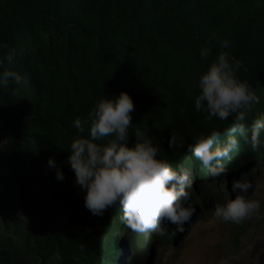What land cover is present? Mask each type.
I'll use <instances>...</instances> for the list:
<instances>
[{"label": "rangeland", "instance_id": "1", "mask_svg": "<svg viewBox=\"0 0 264 264\" xmlns=\"http://www.w3.org/2000/svg\"><path fill=\"white\" fill-rule=\"evenodd\" d=\"M246 1L248 4L254 3L258 9L264 2ZM63 9L71 20H82L86 17L98 24L111 25L120 21L115 0L66 2ZM79 11L84 12L82 18L79 17ZM218 12L223 14L228 25H233L240 9L236 0H227L218 6ZM0 15L8 16L17 22L16 54L23 64L28 65L32 77L29 80L26 75L17 72L21 77L20 85L11 83L12 89H17L16 96H11L10 91H7L5 97L0 89V242L5 252L17 264H48L54 253L60 256V260L54 264H93L88 255L81 257L80 253L75 251L74 244L68 241L58 244L54 240L49 221L39 213L37 207V196L48 203L44 188L41 183L33 184L28 179L20 158L21 155H29L42 170L55 175L56 169L47 166V160L51 157L64 177L62 181L59 180L65 185L67 195L64 211L70 215L84 213L92 216L84 209L83 192L74 184L68 165L55 151L61 148L70 154V143L76 134L56 120H52L46 128L28 126L23 127L22 131H16L3 115L6 113V106H33L31 99L25 97V93L29 94L35 88V82H38L42 88L41 96L58 102H73L76 107L83 109L93 107L101 98L94 91L96 81L93 76L97 73L118 87L112 97L120 91H126L132 98L133 127L145 130L153 142L161 146L170 138L180 143H184L183 139L177 132L156 121L153 117V107L149 104L144 89L129 84L109 65L96 58L98 38L71 29L59 20L50 18L39 8L15 0H0ZM118 44L124 52L137 50L135 44L127 40L119 39ZM199 48L197 44L183 41L177 49L180 54H186L184 59L187 62L201 66L202 71L195 72L192 79H187L181 72L170 70L182 80H188L197 93L199 76L214 59L209 56L208 60H201ZM162 50H159L158 55L162 60H166L169 57L168 50ZM143 52L145 57L152 61L147 52ZM253 64L258 65V61H253ZM158 69L162 71L161 68ZM191 90L193 89L190 88L189 91ZM253 110L254 107L248 106L245 111L251 121L264 116L259 110ZM238 158L239 155H236L233 160ZM188 171L187 190L192 192L190 202L196 211L183 232L171 235L174 228L169 226L167 235L157 236L154 232H133L124 224L120 230L115 229L113 225L105 226L106 231L116 234L123 244L124 264H264V158L248 168L234 161L227 174L216 179L208 176L207 169L201 175L191 167ZM236 179L252 184V188L245 195L248 199L260 201V212L241 224L220 223L212 218L213 206L234 198L231 185ZM114 208L120 216L119 208ZM94 219L100 225H105L103 217Z\"/></svg>", "mask_w": 264, "mask_h": 264}, {"label": "trees", "instance_id": "2", "mask_svg": "<svg viewBox=\"0 0 264 264\" xmlns=\"http://www.w3.org/2000/svg\"><path fill=\"white\" fill-rule=\"evenodd\" d=\"M15 1L33 5L50 18L59 20L63 25L80 30L89 37L98 38V45L95 49L96 58L109 65L129 84L144 89L149 104L153 107V117L156 121L177 132L183 139L184 143H180L170 138L163 146L153 142L160 149L158 158H166L176 168L191 167L198 175H201L206 168L190 152L186 151L187 146L192 144L199 134H207L213 125L223 130L231 122L230 117L224 122L214 119L212 125H206L202 113L194 108L196 88L190 86L188 80H182L176 76V73H172L178 71L187 79H192L195 72L202 71L198 63L187 62L184 59L186 54H180V51H177L183 41L201 47L207 40L211 47V57L215 58L218 51L223 50L239 61L241 67L236 70L237 77L241 81H247L258 98L257 102L249 106L254 107V112L259 110L264 115V2L258 9L254 3L248 4L246 0H236L240 12L234 24L228 25L223 14L218 12V6L227 0H115L120 21L111 25L109 23L98 24L86 17L83 19L87 21L68 18L69 16L65 15L66 10L63 9L66 2L77 3L79 0ZM79 14L81 18L84 16L83 11H79ZM17 33V22L8 16L0 15V42L7 45V48H0V56L14 49L12 64L5 66L26 75L30 80L32 77L28 65L23 64L16 54ZM119 39L135 44L137 50L122 51L119 48ZM222 39L229 41L227 48H219V41ZM144 50L152 61L145 57ZM159 50H168L169 57L162 60L158 55ZM178 55L181 56L178 57ZM177 58L179 60H176ZM253 61H258V65L253 64ZM158 68L162 71L160 72ZM93 77L96 81L94 91L99 97L102 95L112 97V94L116 93L118 87L109 80L97 73ZM34 85L35 88L29 94L25 93V97L31 99L33 106L27 105L26 108H17L15 107L17 104H13L14 107L9 104L6 106V113L3 115L10 121L12 127L16 131H22L23 127L28 126L46 128L52 120H56L76 134L73 127L74 118L79 116L83 120L92 107L83 109L76 107L73 102H58L41 96V84L35 82ZM190 88L193 90L189 91ZM0 89L6 97L7 91L12 89L11 82L7 89ZM243 123L246 127L251 123L249 114L245 113ZM131 129L130 127V135L133 131ZM82 135L84 137L88 135L86 125ZM236 138L239 141L238 148L229 153V158L221 160L226 171L230 169L234 161L248 168L264 158V148L258 147V150L253 152L248 144H245L238 136ZM224 139L226 137H221L219 143L222 144ZM260 140L264 141V133L261 134ZM132 143H134V137L129 136V146ZM55 151L68 165L69 154L61 148ZM236 155H239V158L233 160ZM20 158L21 164L26 168L28 179L33 184L41 183L44 188L48 203H45L43 198L38 199L37 196V207L39 213L49 221L50 228L54 232V240L58 244L66 241L74 244L75 251H78V245L83 244L86 249L84 254L90 257L93 264H124L123 244L116 234H111L105 229L106 225H113L117 230L122 229L123 223L116 208H109L105 211L103 216L105 225H100L93 216L84 213L67 214L64 211L67 197L65 185L57 180L55 175L42 170L29 155H21ZM68 167L74 182V172L69 165ZM0 264H17L5 252L1 242Z\"/></svg>", "mask_w": 264, "mask_h": 264}, {"label": "clouds", "instance_id": "3", "mask_svg": "<svg viewBox=\"0 0 264 264\" xmlns=\"http://www.w3.org/2000/svg\"><path fill=\"white\" fill-rule=\"evenodd\" d=\"M228 45L226 39L219 41L220 49ZM0 48L7 45L0 42ZM198 54L201 60H208L209 41L201 45ZM14 55L15 50L10 49L0 56V88L7 89L9 82L20 85V75L5 66L12 64ZM240 67L239 61L220 50L198 79L194 108L202 113L204 123L212 125L214 119L224 122L231 117L227 128L220 130L213 125L207 134H199L186 148L212 179L227 174L221 160L229 158V153L238 148L237 136L253 152L258 147L264 148V141L260 140L264 133V116L252 120L247 127L243 123L246 109L258 98L247 81L237 77L236 70ZM9 94L16 96L17 89H11ZM133 110L132 98L126 91L114 97L102 95L83 120L79 116L74 118L76 135L70 143L67 163L74 172V183L83 192L84 209L93 217H103L106 210L118 207L121 222L133 232L165 236L172 226L171 235H175L184 231L196 211L190 202L192 192L187 190L189 171L184 167L174 168L167 160L158 158L160 149L151 137L145 130L133 127ZM85 125L87 137L82 135ZM130 127H133L131 135ZM129 136L134 137L131 146ZM221 137H226L222 144L219 143ZM47 166L56 169L57 180H63V174L51 157ZM250 188L249 181L234 180L231 185L234 198L215 204L212 218L220 223L241 224L258 215L260 201L245 195ZM78 251L82 257L85 246L78 245ZM59 260V254L54 253L48 264Z\"/></svg>", "mask_w": 264, "mask_h": 264}]
</instances>
